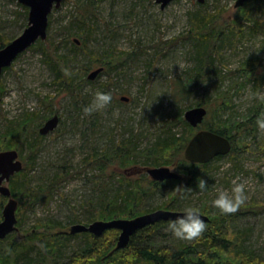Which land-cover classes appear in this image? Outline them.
<instances>
[{
  "label": "rangeland",
  "instance_id": "rangeland-1",
  "mask_svg": "<svg viewBox=\"0 0 264 264\" xmlns=\"http://www.w3.org/2000/svg\"><path fill=\"white\" fill-rule=\"evenodd\" d=\"M86 1L63 0L50 14L43 45L24 51L0 77V91L4 90L0 109L9 121L19 119L23 113H38L30 129L33 138L48 119L56 114L60 118L58 127L39 142L33 169L28 174L34 189L56 179L58 184L49 197L32 200L20 195L24 201L16 198L19 231L14 238L25 235L40 222L60 224L58 230L63 232L77 223H92L87 221L94 204L98 205L101 197H113L126 186L114 171L127 173L131 178L143 174L148 178L146 172L134 170L149 166L143 157L124 169H117L114 162L109 164L106 159L102 164L89 165L87 158L109 155L116 142L132 135L137 137L139 149L143 151L164 133L165 124L172 120L173 114L184 115L199 103L212 100L213 110L200 129H205L206 124L227 126L229 135L235 136V154L210 163L209 189L192 191L176 200L173 198L179 193L172 190L171 184H165L138 210L152 211L166 203L169 209L198 210L206 204L212 213H221L213 205L214 199L222 191L232 193L236 185H243L246 199L231 212L233 218L229 224L246 234L241 242L243 250L257 256L258 263L264 262V127L258 122L264 119V34L251 28L255 20L264 21V8L251 9L250 19L244 21L243 32L237 37L235 31H229L242 13L241 8L235 7L237 0H205L204 3L173 0L164 8L158 0H93L95 12L82 20L80 13L84 12ZM195 14L215 15L217 29L225 31L220 34L219 42L227 34L231 39L220 47L221 60L215 62L216 73L211 75L210 82L191 89L188 97L183 98L176 95L177 83L180 77L185 81L191 78L197 64L194 37L190 33L194 27L191 17ZM28 25L27 6L19 0H0V42L10 43ZM75 40L80 44H75ZM48 45L56 47L58 54L76 58L73 66L77 89L73 92L55 83V75L43 53V49L49 51ZM110 54L119 62L109 67L116 83L112 101L105 108L86 112V106L92 105L108 78L104 72L93 84L84 82L100 64L92 63L95 67L91 70L88 67L95 57ZM250 60L259 62H256L255 74L256 78L263 79L258 86L255 77L248 78L242 73L241 65ZM123 96L130 100H121ZM225 101L229 105L225 106ZM220 102L222 107H216ZM2 120L0 117V131L5 130ZM238 124L243 128L231 129ZM173 132L181 138L187 135L181 125L175 126ZM4 150L11 149L1 151ZM15 150L19 151L25 166L28 151ZM7 201L2 199L0 221ZM154 238L156 247L195 241L177 237L170 224L162 226ZM78 241L73 240L71 244L76 245ZM234 264H248V261Z\"/></svg>",
  "mask_w": 264,
  "mask_h": 264
},
{
  "label": "trees",
  "instance_id": "trees-1",
  "mask_svg": "<svg viewBox=\"0 0 264 264\" xmlns=\"http://www.w3.org/2000/svg\"><path fill=\"white\" fill-rule=\"evenodd\" d=\"M83 7L86 8L84 12L80 13L82 20L87 15L95 12L93 0H87L83 4ZM255 7L258 9H261V7L264 8V0H252L240 7L242 10L241 16L230 25L229 31H235V35L237 37L240 36L243 32L242 24L244 21L250 19L251 9ZM195 15L191 17L194 27L190 30V33L194 37L197 64L192 71L191 78L185 81L180 77V82L177 83L176 95L183 98L188 97L191 89L199 88L203 82H210L211 75L216 73L215 62L221 60L220 47L231 39V36L227 34L219 42L220 34L225 33V31L217 29L214 20L215 15ZM251 28L256 32H262L264 34V21L261 19L255 20ZM44 42L39 40L31 47L36 48L38 44L41 46ZM7 44L3 41L0 42V49ZM75 44L77 43L75 42ZM48 50L43 49V53L47 56L46 61L53 70L55 83L65 85L66 91L73 92L74 89H77L74 85V76L76 73H74L75 67L73 66L76 58L68 54H58V49L56 47L53 48L51 45H48ZM94 60L90 63V68L88 67V69L91 70L95 67L92 63H99V67H104L102 74L106 72L108 78L102 84L101 91L109 92L112 95L116 83L109 67L119 63L118 59L110 54L108 57L99 55ZM256 62L258 61H246L241 65V68L242 73L246 72L245 74L248 78L255 77L254 79L257 81L258 86L264 77L256 78V67L259 64V62L257 64ZM6 70L8 68L4 69V71ZM84 78H86V75H84ZM84 82L93 84L92 81L88 80V77ZM221 98H226V96ZM211 101H203L198 106H204L209 114V111L213 110V101ZM227 102L225 106L229 105ZM220 104L221 102L216 107H222ZM37 116L38 113L36 112H27L19 119L9 121L0 109V117L3 119L2 121L5 127L4 131H0V151L3 148L19 149L22 153L26 150L28 151V161L24 166V170L13 176L10 181L9 187L15 199L19 198L23 200L24 197H27L32 198V200H38L40 196L49 197L54 190V186L58 184L56 179L49 182V184L46 183L45 186L34 189L29 180L28 174L33 169V162L35 161L39 142L43 138L38 130L35 138H33L30 132ZM177 125L186 128L187 135L184 138L178 137V134L173 132V128ZM191 127L186 122L183 113L176 112L173 114L172 120L165 124V128L163 129L164 133L155 140V143L151 147L140 151L137 137L132 135L127 139H122L118 143L116 142L110 150L109 155H90L86 160L87 164L91 165L98 162L102 164L103 160L106 159L109 164L110 162H114L117 169H124L135 164L138 158L143 157L146 159L145 164L147 166H169L177 171L181 175V178L179 180L156 182L149 177L146 178L144 174L140 177L138 176V178H131L127 173L123 175L120 172L114 171V175L121 176L122 179L120 182L126 185L125 188L118 191L113 197H101L102 200L98 201V205L97 202L94 204L92 214L87 222H93L95 220L107 221L115 218H133L152 212L154 210L139 211L138 207L146 199L150 198L156 189H159L160 186L165 184H171L173 187L172 190L179 193L173 198L176 200L179 197H186L192 191H201L198 186L199 179L206 180V188L209 189L211 178L208 177L207 169L211 162L207 164H196L187 161L184 157V151L188 142L202 126L199 128ZM242 128V125L238 124L231 129L238 131ZM205 129L228 137L232 142V151L230 154H235V136L231 137L229 135L227 126L222 124H206ZM222 157L219 156L215 160L221 159ZM57 177L59 178L61 176L58 175ZM2 199L5 200L6 198L0 196V208L2 207ZM168 206L169 204L166 203L157 209H169ZM170 210L179 211L176 208ZM198 211L210 216L211 221L206 223L205 231L202 235L195 238L193 243H183L171 247L154 246V237L158 234L159 229L164 225L171 224V222L162 221L139 230L132 236L127 248L118 250L112 255L110 253L115 249L120 233L117 229L107 230L100 237H95L91 233L72 235L69 231H59L60 224L40 222L20 238H14L15 232L0 241V264H234V262L240 260L242 262L243 259L247 260L248 264L264 263H258L257 256L243 250L241 242H243L242 238L244 239V235L246 234L234 230L230 226L229 221L233 218L231 212L214 214L206 204L203 208L198 209ZM73 240L79 241L76 245H72ZM11 245L15 246L12 247Z\"/></svg>",
  "mask_w": 264,
  "mask_h": 264
},
{
  "label": "water",
  "instance_id": "water-1",
  "mask_svg": "<svg viewBox=\"0 0 264 264\" xmlns=\"http://www.w3.org/2000/svg\"><path fill=\"white\" fill-rule=\"evenodd\" d=\"M63 0H19V2L29 8V25L24 32L6 46L0 49V77L5 68H9L20 54L28 50L39 40H47V31L49 26V17L54 8H59ZM173 0H158L162 8ZM204 3L205 0H198ZM252 0H237L235 7L240 8L246 2ZM257 1V0H256ZM78 44L80 42L76 40ZM104 68L100 67L93 70L88 75V80L94 81L103 72ZM123 101H129L130 98L123 96ZM3 101V95L0 91V104ZM208 115V110L204 106H197L187 110L184 114L186 122L193 128H199L204 123ZM60 118L56 114L48 119L39 129L42 136L53 132L59 125ZM232 151L231 140L216 132L200 129L188 142L184 157L187 161L196 164H207L219 156L229 155ZM24 169V163L20 159V153L15 150L0 151V195L7 198L8 201L2 210L3 219L0 221V241L8 237V235L18 232L19 228L17 209L18 201L12 196L9 183L13 176L20 173ZM146 172L151 180L156 182H164L166 180H179L181 175L169 166L145 167L140 170L136 168L135 173ZM185 211H175L170 209H157L149 213H145L133 218H115L112 220H95L90 224L77 223L70 227L69 233L72 235L80 233H91L95 237L102 236L107 230L117 229L120 231L117 245L110 253L125 249L129 246L131 238L139 230L159 222H172L178 216L184 214ZM206 223L211 221L206 214L199 212Z\"/></svg>",
  "mask_w": 264,
  "mask_h": 264
},
{
  "label": "clouds",
  "instance_id": "clouds-1",
  "mask_svg": "<svg viewBox=\"0 0 264 264\" xmlns=\"http://www.w3.org/2000/svg\"><path fill=\"white\" fill-rule=\"evenodd\" d=\"M112 101V95L109 92H98L90 106H86V112H92L97 109L105 108ZM261 127H264V119L258 121ZM198 186L201 190L207 186V181L199 179ZM246 199V193L243 185H236L232 191H222L214 199L213 205L224 213L234 212L240 204ZM170 228L174 234L183 239H195L202 235L206 229V222L199 214L197 209L187 208L183 215L174 219Z\"/></svg>",
  "mask_w": 264,
  "mask_h": 264
},
{
  "label": "bare ground",
  "instance_id": "bare-ground-1",
  "mask_svg": "<svg viewBox=\"0 0 264 264\" xmlns=\"http://www.w3.org/2000/svg\"><path fill=\"white\" fill-rule=\"evenodd\" d=\"M246 3H247V2H246ZM246 3H245V4H246ZM245 4H244V5H245ZM244 5H243V6H244ZM82 24H83V23H82ZM89 24H90V23H89ZM87 25H88V24H87ZM90 27H91V26H90ZM86 28H87V27H86ZM81 32H82V31H81ZM83 33H84V32H83ZM80 37H81V36H80ZM34 45H35V44H34ZM245 73H246V72H245ZM247 73H248V72H247ZM243 74H244V73H243ZM42 100H43V99H42ZM33 113H34V112H33ZM23 114H24V113H23ZM208 115H209V114H208ZM191 128H192V127H191ZM2 131H3V130H2ZM215 159H216V158H215ZM215 159H214V160H215ZM211 162H212V161H211ZM12 178H13V177H12ZM206 215H207V214H206ZM209 217H210V216H209ZM12 239H13V238H12ZM12 239H11V240H12ZM11 246H12V245H11ZM14 246H15V245H14ZM14 246H12V247H14ZM8 247H9V246H8ZM1 254H2V253H1ZM227 258H228V257H227ZM227 258H226V259H227ZM226 259H225V260H226ZM245 259H246V258H245ZM243 260H244V259H243ZM249 261H250V260H249ZM250 263H251V262H250Z\"/></svg>",
  "mask_w": 264,
  "mask_h": 264
},
{
  "label": "flooded vegetation",
  "instance_id": "flooded-vegetation-1",
  "mask_svg": "<svg viewBox=\"0 0 264 264\" xmlns=\"http://www.w3.org/2000/svg\"><path fill=\"white\" fill-rule=\"evenodd\" d=\"M40 128H41V127H40ZM40 128H39V129H40Z\"/></svg>",
  "mask_w": 264,
  "mask_h": 264
}]
</instances>
